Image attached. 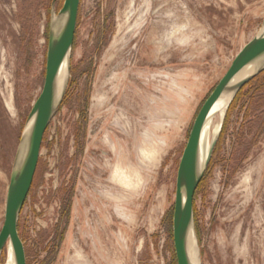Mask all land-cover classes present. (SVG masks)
I'll return each instance as SVG.
<instances>
[{
    "label": "rangeland",
    "instance_id": "obj_1",
    "mask_svg": "<svg viewBox=\"0 0 264 264\" xmlns=\"http://www.w3.org/2000/svg\"><path fill=\"white\" fill-rule=\"evenodd\" d=\"M51 4L0 0V230L44 85ZM263 20L264 0H81L72 76L20 214L27 264H177L180 159ZM263 80L227 111L195 195L202 264H264V108L249 101Z\"/></svg>",
    "mask_w": 264,
    "mask_h": 264
},
{
    "label": "water",
    "instance_id": "obj_2",
    "mask_svg": "<svg viewBox=\"0 0 264 264\" xmlns=\"http://www.w3.org/2000/svg\"><path fill=\"white\" fill-rule=\"evenodd\" d=\"M57 3L58 0H52L43 89L28 114L12 163L5 220L0 230V264H6V261L2 262V256L4 251L8 255L9 245L15 264H27L26 247L19 232L20 214L33 185L46 131L63 103L72 76V54L81 0H64L60 9H57ZM64 67L67 76L60 85ZM263 72L264 20L257 34L238 52L201 106L180 159L172 220L177 264H202L195 222V195L211 163L227 111L239 92ZM227 98L220 129L210 138L208 146L204 140V129L215 105ZM192 240L197 262L190 252Z\"/></svg>",
    "mask_w": 264,
    "mask_h": 264
},
{
    "label": "bare ground",
    "instance_id": "obj_3",
    "mask_svg": "<svg viewBox=\"0 0 264 264\" xmlns=\"http://www.w3.org/2000/svg\"><path fill=\"white\" fill-rule=\"evenodd\" d=\"M66 76H67V71H66V68L64 67L61 74H60V85H63L65 79H66ZM227 103H228V98L227 99H222L221 101H219L212 113H211V116H210V119L204 129V140L206 142V144L209 146L210 144V138H211V135L217 133L220 129V126H221V120L223 118V115L225 113V110H226V107H227ZM213 117L215 118H218L220 117V121L218 123H215ZM212 118V119H211ZM190 252H191V256H192V259L197 262V252H196V247H195V243H194V240L191 241L190 243ZM7 258H6V264H15V261H14V257H13V254H12V249H11V246L9 245V248H8V255H6Z\"/></svg>",
    "mask_w": 264,
    "mask_h": 264
},
{
    "label": "trees",
    "instance_id": "obj_4",
    "mask_svg": "<svg viewBox=\"0 0 264 264\" xmlns=\"http://www.w3.org/2000/svg\"><path fill=\"white\" fill-rule=\"evenodd\" d=\"M262 75H264V72L262 74H260L258 77H256L254 80H252L250 83H248L240 92L239 94L237 95V97L235 98L234 102L233 103H236L240 98H241V95L243 94H247L246 89H248L249 86H252V84L257 81ZM249 94H252L251 98H249V101H250V105H257V108L256 109H259V108H264V80L256 85L254 88H252V90H250ZM258 97V99L256 98ZM255 98L257 99L256 103L258 102V104L254 103V104H251V101H255ZM205 102V101H204ZM233 105V104H232Z\"/></svg>",
    "mask_w": 264,
    "mask_h": 264
}]
</instances>
